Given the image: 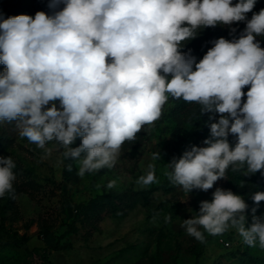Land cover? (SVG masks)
<instances>
[{"label": "clouds", "instance_id": "1", "mask_svg": "<svg viewBox=\"0 0 264 264\" xmlns=\"http://www.w3.org/2000/svg\"><path fill=\"white\" fill-rule=\"evenodd\" d=\"M61 3L53 16L37 12L0 22V63L6 66L0 122L16 121L20 137L39 148L57 141L66 158L79 161L83 177L113 167L124 142L161 117L169 96L183 98L219 119L210 124L206 147L192 146L167 165L173 185L207 191L229 166H246L244 175L264 170V49L255 41L264 35V9L238 39L219 38L198 63L181 51L202 27L245 21L255 0L234 6L232 0H51L49 7ZM78 137L81 145L72 147ZM153 158L160 159L159 152ZM14 167L11 157L0 156V197L13 191ZM154 182L151 171L138 180ZM252 199L259 204L264 192ZM246 209L240 195L216 188L212 201H201L182 226L202 243L200 227L210 235L234 227L245 244L258 241L264 249V221L254 216L245 227Z\"/></svg>", "mask_w": 264, "mask_h": 264}, {"label": "rangeland", "instance_id": "2", "mask_svg": "<svg viewBox=\"0 0 264 264\" xmlns=\"http://www.w3.org/2000/svg\"><path fill=\"white\" fill-rule=\"evenodd\" d=\"M236 3L232 0L233 6ZM262 9L264 0H256L250 13ZM37 12V0H0V22L19 15L34 18ZM245 16V21L224 28L242 34L249 20ZM200 38L182 42V53H190ZM255 41L264 49V35ZM191 55L197 63L201 60ZM174 106L169 96L161 117L139 132L141 143L125 141L113 167L83 177L78 175L79 161L66 158L57 141L39 148L20 137L16 121L0 122V156L11 157L15 164L13 191L0 197V264H50L43 254L53 264H264L259 242L248 246L234 227L217 235L200 227L202 243L182 226L183 220L197 215L201 201H212L216 188L244 199L245 227L252 225L254 216L264 221V201L257 204L252 199L264 192V170L244 175L245 166L236 184L231 167L207 191L187 193L173 185L167 165L192 146L206 147L203 141L210 137L204 114L196 112L190 121L179 122ZM228 141L234 147L236 137L230 134ZM81 143L78 137L71 146ZM157 152L160 159L153 158ZM150 171L155 182L138 183Z\"/></svg>", "mask_w": 264, "mask_h": 264}, {"label": "trees", "instance_id": "3", "mask_svg": "<svg viewBox=\"0 0 264 264\" xmlns=\"http://www.w3.org/2000/svg\"><path fill=\"white\" fill-rule=\"evenodd\" d=\"M239 2V0H237ZM256 1V0H255ZM51 3V0H37V4L41 12L46 13L49 16H53L55 12L60 11L63 9L64 5L63 3L59 4L56 8L49 7ZM253 14L248 12L247 18L251 20ZM245 30V28H244ZM196 36H200V41L197 43V45L191 50V54L198 55L201 59H203L204 55H206L207 51L214 47V42L218 40L219 38H224L226 40H234L241 36L240 33H234L230 30L224 28V24L218 23L214 27H202L197 30ZM195 36V37H196ZM5 65L0 63V74H2L5 70ZM250 86H245L242 88V92L245 93V95L242 97V105L244 102H246L247 96L246 93L249 90ZM241 105V106H242ZM50 106V105H49ZM201 105L197 102H186L183 100V98L175 99V106L173 109V114L175 118L179 122H187L192 119V117L195 115L196 112H200L204 114L206 122L210 125L211 123L218 122L219 114L218 113H208V112H201ZM210 117H214L213 119H210ZM143 141L142 135L140 133H137L136 139L133 141L135 143H141ZM200 147V146H197ZM190 151V150H189ZM232 166H229L228 169H230ZM226 169V170H228ZM240 171H233L231 168V174L233 175L234 182L237 184L238 180V174ZM168 189V188H167ZM196 191H199V189H195ZM113 205H115L114 202H112ZM36 251H39L36 249ZM43 257L45 258V261L49 262L50 264H53L50 256L48 254H43Z\"/></svg>", "mask_w": 264, "mask_h": 264}, {"label": "built area", "instance_id": "4", "mask_svg": "<svg viewBox=\"0 0 264 264\" xmlns=\"http://www.w3.org/2000/svg\"><path fill=\"white\" fill-rule=\"evenodd\" d=\"M221 241H222L223 244H225L226 246H228V247L231 246V242H230L227 238H221Z\"/></svg>", "mask_w": 264, "mask_h": 264}]
</instances>
